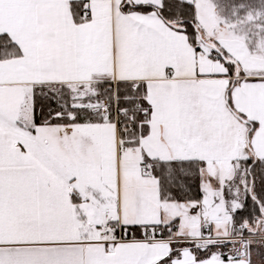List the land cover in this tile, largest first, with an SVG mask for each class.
I'll list each match as a JSON object with an SVG mask.
<instances>
[{
    "label": "snow or ice",
    "instance_id": "1",
    "mask_svg": "<svg viewBox=\"0 0 264 264\" xmlns=\"http://www.w3.org/2000/svg\"><path fill=\"white\" fill-rule=\"evenodd\" d=\"M0 264H264V0H0Z\"/></svg>",
    "mask_w": 264,
    "mask_h": 264
}]
</instances>
